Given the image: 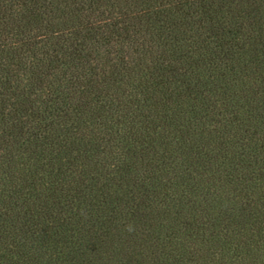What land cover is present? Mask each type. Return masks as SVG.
Segmentation results:
<instances>
[{
    "label": "trees",
    "instance_id": "obj_1",
    "mask_svg": "<svg viewBox=\"0 0 264 264\" xmlns=\"http://www.w3.org/2000/svg\"><path fill=\"white\" fill-rule=\"evenodd\" d=\"M0 264H264V0H0Z\"/></svg>",
    "mask_w": 264,
    "mask_h": 264
}]
</instances>
